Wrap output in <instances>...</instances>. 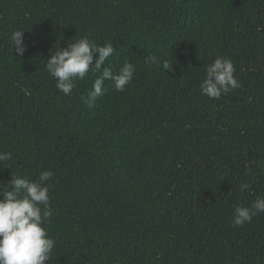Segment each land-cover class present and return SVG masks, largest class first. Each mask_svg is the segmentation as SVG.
Wrapping results in <instances>:
<instances>
[{"label":"trees","instance_id":"trees-1","mask_svg":"<svg viewBox=\"0 0 264 264\" xmlns=\"http://www.w3.org/2000/svg\"><path fill=\"white\" fill-rule=\"evenodd\" d=\"M81 36L112 44L105 67H136L92 107L96 76L65 96L45 69ZM217 57L241 86L209 99ZM0 151V184L54 173L45 264H264V213L233 225L264 198V0H0Z\"/></svg>","mask_w":264,"mask_h":264},{"label":"clouds","instance_id":"clouds-1","mask_svg":"<svg viewBox=\"0 0 264 264\" xmlns=\"http://www.w3.org/2000/svg\"><path fill=\"white\" fill-rule=\"evenodd\" d=\"M24 31L15 30L10 36V46L16 53L23 55ZM72 41V40H70ZM68 42L64 48L53 46L45 61L47 73L56 81V88L65 96L71 95L77 81H83L86 76H96L91 90L84 102L92 107L105 90V82L110 81L115 91L123 92L133 80L136 67L125 60L118 70L111 66L105 67V62L113 55L115 49L110 43L103 46L81 36L75 42ZM53 50V49H52ZM144 64L159 65L166 72L171 63L161 61L155 55L144 58ZM236 69L230 59L217 57L205 69V78L200 83L201 95L209 99H219L222 94L239 88L240 82L234 77ZM12 159L10 152L0 151V167L5 161ZM51 170L41 171L35 180L25 176L11 175L10 182L0 184V264H45L51 261V253L56 241L48 234L52 223L53 210L50 206V188L47 182L52 180ZM249 188L242 184L240 191ZM264 213V198L257 197L250 206H234L233 225L242 227L250 223L253 217Z\"/></svg>","mask_w":264,"mask_h":264}]
</instances>
